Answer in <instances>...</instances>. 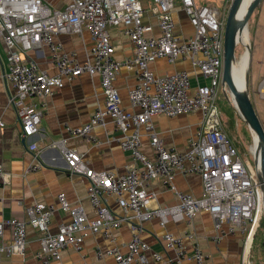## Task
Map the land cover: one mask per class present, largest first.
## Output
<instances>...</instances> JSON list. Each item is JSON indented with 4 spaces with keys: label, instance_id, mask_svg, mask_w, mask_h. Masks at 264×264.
Masks as SVG:
<instances>
[{
    "label": "built area",
    "instance_id": "built-area-1",
    "mask_svg": "<svg viewBox=\"0 0 264 264\" xmlns=\"http://www.w3.org/2000/svg\"><path fill=\"white\" fill-rule=\"evenodd\" d=\"M152 1L153 7L144 0H69L62 7H53L45 0H0V37L7 47L3 78L22 135L30 137L40 132L44 109L38 97L53 94L67 80L83 73L98 75L103 106L97 107L85 123H66L65 129L71 136L99 144L101 140L94 134V128L112 121L119 131L114 139L133 159L120 174L110 169H95L86 161L84 152L68 146L67 138L53 141L51 145L65 158L68 172L86 178L87 197L94 216H89L83 204L71 202L63 191L58 192L55 202L35 200L25 207V216L0 219V263L14 254H25L29 226L42 233L34 256L42 264H51L59 261L68 247L81 251L89 234H101L114 242L115 230L129 223L132 233L124 244L125 249L117 245L96 248V257L112 256L114 264H155L162 254L143 238L144 223L152 218H158L161 226L190 222L201 211H207L214 227L210 239L218 243L231 234H242V264H248L246 246L263 226L264 193L255 152L254 163L240 155L224 129L217 104L219 93L226 85L223 82L226 21L216 7L196 0ZM178 7L194 29L191 35L182 37L176 32L174 11ZM148 13L156 18L158 33L154 32L153 23L145 21ZM111 27H120L133 46L132 54L122 60L115 57ZM84 31L89 32L92 45L86 59L79 60L57 38ZM43 46L50 51L54 73L27 59L28 52H39ZM158 59L169 62L187 59L207 82L198 80L193 85L187 69L159 74L152 67ZM122 68L135 74L136 81L128 90L131 108L123 105L115 83ZM263 82L264 77L258 86L261 98H264ZM196 111L201 113L202 121L188 136L185 150L168 145L156 130L153 121L156 115L176 117ZM144 136L150 141L153 158L142 148ZM29 148L37 151L35 157L39 155L36 142H31ZM41 167L42 163L37 161L29 164L26 171ZM6 173L5 165L0 162V184ZM178 173L198 174L201 192L193 194L180 189L175 182ZM154 178H160L175 195L176 203H155L157 192L150 188ZM110 197L118 202L122 214L110 207L107 202ZM56 210L68 213L70 219L52 231L50 224ZM7 231L9 241H5ZM162 240L167 249L175 252L173 264H183L186 259L207 264V255L193 231L183 234L167 231ZM186 241L193 242L191 250ZM82 264L93 263L85 259Z\"/></svg>",
    "mask_w": 264,
    "mask_h": 264
},
{
    "label": "crops",
    "instance_id": "crops-1",
    "mask_svg": "<svg viewBox=\"0 0 264 264\" xmlns=\"http://www.w3.org/2000/svg\"><path fill=\"white\" fill-rule=\"evenodd\" d=\"M45 1L53 7H62L69 0ZM144 1L149 2L148 0ZM229 2L230 0H225V9ZM201 4H205V2ZM221 14L223 13L220 12L221 18L226 21L227 18ZM144 18L146 22L153 23L154 32L158 33L156 18L150 13L146 14ZM174 18L177 34L183 37L194 32L187 15L179 7L174 11ZM245 29L247 32L249 31L248 26H245ZM110 33L115 45V57L122 60L131 55L133 46L121 28L111 27ZM57 39L66 51L74 52L79 60L86 59L92 45L88 31H84L82 34H62ZM6 56L7 47L0 37V121L3 122V126H0V162L5 165L7 170L6 176L0 184V219L10 216H25V207L28 204L35 200L55 202L56 195L60 191L65 192L71 202L83 204L89 216L93 217L94 212L87 197L86 178L81 175H71L67 170L65 158L51 143L63 137L67 138L68 146L84 152L86 161L95 169H110L120 174L132 163L131 153L123 150L114 139L119 135V131L114 127L112 121L107 122L105 126L94 128V134L101 140L99 144L78 136H71L65 129L66 123L71 125L85 123L97 107L103 106L104 94L100 77L83 73L72 80H67L65 85L53 94L38 97L37 101L42 104L44 109L40 132L30 137H24L15 109L8 102V90L3 78V71L7 68ZM27 59L37 61L41 68L51 73L56 71L50 59V51L46 46H43L39 52L36 50L28 52ZM152 67L159 74H166L177 69H187L192 75L193 85H196L198 80L202 83L207 82L199 70L194 68L187 59L175 62L158 59L152 63ZM135 81L134 72L126 68L120 70L115 80L122 96L123 105L127 108H131L128 90ZM153 121L164 141L182 151L186 149L188 136L201 123L202 115L199 111L176 117L159 114L154 116ZM31 142L37 143L39 150L37 157H35L37 151L29 148ZM142 143L144 152L153 158L154 152L147 136L143 137ZM37 161L42 163V167L27 172V166ZM175 182L180 189L193 194H199L202 189L201 178L198 174L178 173ZM150 188L157 192L156 204L176 203L177 198L163 185L160 178L152 179ZM107 202L117 214L123 213L115 198L110 197ZM69 219L68 213L56 210L50 224L51 230L55 231L59 223ZM189 230L196 234L202 250L207 255V264H242L244 236L235 233L218 243L212 241L210 235L214 232L213 220L207 211H201L190 222H169L166 226H161L158 218H152L144 223L143 238L153 250L162 254V259L155 264H173L175 257V252L165 247L162 235L167 231L183 234ZM131 233V225L123 223L115 230L116 240L114 242L105 239L101 234H89L84 240L81 251L68 247L62 251L61 259L51 264H82L85 259L93 264H114L112 256L97 258L96 248L105 249L110 245H117L125 249L124 244L130 239ZM41 234L40 231L29 226L25 254H14L5 258L0 264H42L34 256L40 246ZM9 240L10 233L7 231L5 241ZM186 243L188 250H191L193 242L186 241ZM183 264H196V262L186 259Z\"/></svg>",
    "mask_w": 264,
    "mask_h": 264
},
{
    "label": "rangeland",
    "instance_id": "rangeland-1",
    "mask_svg": "<svg viewBox=\"0 0 264 264\" xmlns=\"http://www.w3.org/2000/svg\"><path fill=\"white\" fill-rule=\"evenodd\" d=\"M198 3L212 5L216 7L222 16L227 18L232 0H230L226 9L225 0H196ZM243 1V0H242ZM241 1V2H242ZM149 6L153 7L154 2L150 0ZM248 39L251 47V61L248 75V86L250 98L255 106L257 114L264 127V98L260 97L258 86L262 77H264V0L253 10L248 20ZM246 45L238 43L236 45L234 60L237 71L244 67L247 62ZM220 97L217 104L221 110L223 126L229 138L236 146L240 155L246 159L249 158L254 163V152L257 155V148L254 145L252 130L244 120L238 109L235 107L234 97L227 85L220 91ZM259 111V113H258ZM255 169V166H253ZM264 223V216L262 224ZM244 244V243H243ZM248 264H264V235L263 226L258 228L248 249Z\"/></svg>",
    "mask_w": 264,
    "mask_h": 264
},
{
    "label": "water",
    "instance_id": "water-1",
    "mask_svg": "<svg viewBox=\"0 0 264 264\" xmlns=\"http://www.w3.org/2000/svg\"><path fill=\"white\" fill-rule=\"evenodd\" d=\"M261 0H253L251 3L247 14L245 16L244 25H248V20L251 16V13L253 10L259 5ZM239 0H232L228 16L225 23V29H224V48H225V54H224V67H223V82L229 87L231 90L235 102H236V108L244 118V120L249 125V128L251 130L255 129L258 136L261 138V157L264 158V127L263 124L259 118V115L257 114V111L255 109V106L253 105V102L250 98L249 90L246 93L240 92L236 89L232 77H231V65L234 59L236 58L235 49L236 45L238 44L237 39V33L244 28V25H238L234 21V15L238 7ZM256 156V153H255ZM257 156H256V164H257ZM259 178L262 181V186L264 189V173L259 174ZM263 235H264V223H263Z\"/></svg>",
    "mask_w": 264,
    "mask_h": 264
},
{
    "label": "bare ground",
    "instance_id": "bare-ground-1",
    "mask_svg": "<svg viewBox=\"0 0 264 264\" xmlns=\"http://www.w3.org/2000/svg\"><path fill=\"white\" fill-rule=\"evenodd\" d=\"M239 0L238 3V7L237 10L235 12L234 15V21L238 24V25H244V20H245V16L247 14V11L251 5V3L253 2V0ZM244 28L241 29L238 33H237V39L239 41V43H242L244 45L247 46V49H245L246 51V58H247V62L244 63V67L241 68L240 70L237 71V68L235 67L234 61L232 62L231 65V77L233 80V83L236 87V89L240 92L246 93L249 89L248 86V75H249V69H250V61H251V50H250V40L248 39V32L247 30ZM235 60V59H234ZM264 84V82H263ZM250 92V91H249ZM234 97V96H233ZM234 103L236 106V102H235V98H234ZM253 133V138H254V145L257 148V164H256V169L259 172V174L264 173V158L261 157V138L258 136L257 132L255 131V129L252 130ZM263 193H264V189H263ZM250 247V245L248 244L246 246V250H248Z\"/></svg>",
    "mask_w": 264,
    "mask_h": 264
}]
</instances>
